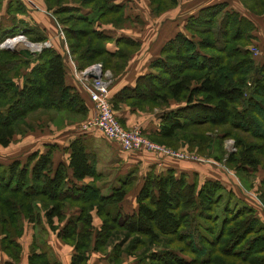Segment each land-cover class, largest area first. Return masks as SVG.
<instances>
[{
    "label": "trees",
    "instance_id": "obj_1",
    "mask_svg": "<svg viewBox=\"0 0 264 264\" xmlns=\"http://www.w3.org/2000/svg\"><path fill=\"white\" fill-rule=\"evenodd\" d=\"M59 1L44 0L46 10L62 24L68 50L77 60L78 67L82 70L92 61L101 62L104 68L112 70L117 65L123 66V62H119L125 60L127 52L117 50L110 53L105 48L109 37L94 29V19L80 12L81 7L90 8L96 19L104 20L108 13L120 16L121 7L113 0H72L74 4L64 6H60ZM175 1L166 0V4ZM251 1L264 6V0ZM223 9L224 5L215 4L203 7L196 16H191L186 22L191 36L179 32L167 41L161 48L160 57L150 63L153 71L138 77L133 87L122 88L116 97L130 100L134 105H167L170 99L184 101L183 106L162 115L159 135L155 139L168 146H175L173 140L182 139L189 151L195 148L199 154L210 148L212 141L217 146L228 132L216 131V128L230 125L243 133L256 132L251 133L258 138L254 143L243 133L237 135L238 150L229 153L227 161L252 170L258 166L264 169V159H261L264 156V127L260 126L263 120L260 112H264V82L258 81L257 66L253 67L255 73L252 84L247 83L249 87L243 74L253 62L246 55L242 54V59L237 62L241 72L237 73L233 65H227V70L219 74L213 72V65L217 67L215 70L223 69L218 54L222 49L217 42L219 27L223 31L229 27L230 33L235 23L234 31L238 35L235 37L234 32L231 33L235 41L243 35L250 36L252 30L248 19ZM152 12L160 13L155 4ZM19 23L13 17L9 25H0V35L19 33ZM86 35L90 39L84 43ZM36 39L40 41L43 37ZM241 46L235 43L233 49L240 52L238 47ZM213 51L216 55H212ZM30 63L34 65L27 73ZM195 70H204V73L194 75ZM15 72L18 77L23 76L19 88L12 79ZM194 81L196 83L192 84ZM45 93H54L55 99L52 96L45 99ZM112 105L115 110V103ZM64 106L73 113L84 115L86 112L84 100L66 83L64 59L59 52L52 47L44 48L28 61L21 54L0 48V145L11 143L14 134L20 130V123L31 111L63 110L66 109ZM205 124L210 131L195 129ZM255 124L259 125L257 131L252 128ZM213 130L217 133L212 138ZM69 149V167L74 178H95L93 155L85 151L82 141H71ZM125 184L123 182L109 195L101 194L95 183L82 187L69 184L65 165L60 163L52 169L50 151H35L24 163L15 160L7 165L0 164L1 247L17 258L19 246L13 238L22 232L20 217L33 220L36 216L33 203L39 200L43 207H47L49 225L53 218L64 221L67 206L80 208L79 216L70 219L58 232V237L71 243L79 257L89 249L92 234L90 211L95 208L102 226L96 233L94 249L104 250L113 233H125L131 241V253H139L135 264H264V224L255 217L251 207L234 208L228 202L222 203L224 188L218 180L206 179L198 185L195 181L189 182L183 174L175 176L172 170L158 175L148 173L137 195V211L133 215H123L118 210V203L126 192ZM258 199L264 207V181ZM173 243H181L182 247ZM159 245L161 249H150ZM118 247L114 248L115 256ZM29 264L49 263L44 254L32 252Z\"/></svg>",
    "mask_w": 264,
    "mask_h": 264
},
{
    "label": "crops",
    "instance_id": "obj_2",
    "mask_svg": "<svg viewBox=\"0 0 264 264\" xmlns=\"http://www.w3.org/2000/svg\"><path fill=\"white\" fill-rule=\"evenodd\" d=\"M16 1L19 2L16 3ZM16 1L0 0V25H9L14 17L20 21L19 33L22 32L25 37L36 35L43 37L41 41L48 43L49 47L63 55L65 49H68L66 38L60 24L46 10L44 0ZM113 2L122 9L119 19L113 22L96 19L90 8L81 7L80 12L94 19V29L109 37L105 48L110 53L117 50L127 52L123 66L113 73V77H110V100L113 104L115 103L116 117L125 127L139 126L142 132L156 143H162L155 139L159 135L162 115L168 110L183 106L185 102L170 99L167 105L158 103L134 105L130 100L119 99L116 95L124 87H133L138 77L153 71L150 63L160 57L162 46L173 39L177 33L191 36L186 29L188 16L197 13L203 7L222 4L224 11H238L253 22L262 21L259 41L264 42V12L258 14L251 12L240 0H176L163 13L152 12V0H113ZM72 59L78 65L77 60L74 57ZM66 66L68 70L65 75L66 80L79 89L88 107V114L92 116L93 103L78 83L69 61L66 62ZM37 122V127L27 128L23 134H19L20 136L14 134L11 143L7 146L0 145V164L7 165L15 160L24 163L28 155L35 151L39 153L50 151L52 169L54 170L60 163L65 165L69 184L74 183L77 187H82L85 184L95 183L101 194L109 195L123 182L126 183V192L118 203V210L123 215L136 213V198L148 173L158 175L172 170L175 176L183 174L189 182L195 181L198 185L206 179L219 181L220 175H224L231 180L232 184L236 182L244 194H247L246 196H251L252 190L259 192L264 181V169L259 166L255 171L245 166L254 175V181L250 185L241 175L248 189L241 183L234 170L229 167L227 170L224 169L225 167L220 168L217 162L206 165L197 161L160 155L146 149L126 150L117 141L107 138L97 127H85L82 123L81 125L68 123L61 127H54L50 121L45 123L42 119ZM210 135L212 138L215 137V134ZM75 139H80L85 146V151L93 155L92 161L97 173L95 178L92 176L79 180L74 178L72 169L69 167V145ZM177 143H179L178 147L183 145L187 147V143L182 139H179ZM211 143V147L216 146L213 144L215 142ZM211 147L207 148V151L212 149ZM193 150L196 151L195 148ZM232 176L236 181L232 180ZM33 206L36 211L35 218L28 220L21 216L22 232L18 237L13 238L15 244L19 246L17 258L14 259L1 247L2 237L0 236V264H29L32 252L37 255L44 254L49 264H135L137 262L139 253H131L130 238L127 239L126 234L122 232L113 233L104 250L94 249L96 233L102 226V220L95 208L90 211L92 234L89 249L84 256L79 257L71 243L62 241L58 237V232L70 219L79 216L80 208L77 205L67 206L64 221L58 222L56 218H53L49 225L46 218L47 207H43L39 200L34 201ZM262 208H259L260 211L258 210L257 214L264 222ZM115 246H119L116 256L113 255Z\"/></svg>",
    "mask_w": 264,
    "mask_h": 264
},
{
    "label": "rangeland",
    "instance_id": "obj_3",
    "mask_svg": "<svg viewBox=\"0 0 264 264\" xmlns=\"http://www.w3.org/2000/svg\"><path fill=\"white\" fill-rule=\"evenodd\" d=\"M240 1L242 2V0H240ZM243 1H244V6L246 8L247 7L251 8L252 10L256 11L257 14L259 12H261V13L264 12V6L259 5L258 1H256V2L251 1V0H243ZM68 3L74 4V2L72 0H60L59 1V5L60 6H64L65 4H68ZM154 4L157 6V8L160 11V13L161 12L163 13L164 11H166V8H169V6H171V5H169V2L166 4V0H155V1L152 2V5H154ZM228 12H235L238 15H240L241 17H244L238 11H228ZM197 14H198V12L188 16V19H190L191 16H193V17L196 16ZM244 18H246V20L248 19V21L252 24V30H251L250 36H244L243 35L240 39H237L235 41L233 38H235L236 35H238V33L235 34L236 32L234 31L235 23L233 24V26L231 28L232 30H231L230 33H229V27H227V29L224 28L225 29L224 31L222 30L223 28L221 26L219 27V29H218V33L219 34H218V41L217 42H218V45L220 47H222V49H221V51L218 54L220 55L219 61H220L221 65H222L223 69H221V67H220V69H216L215 70L214 68H217V67H214V65L212 63H211V65H213L212 66L213 67V72H216L218 74L223 72V71H226L227 70V65L235 66L234 70L237 73H239V72L242 71V69L241 68H237V67H239L238 64H237L238 59L239 60L242 59V58H240V56L242 54L246 55L253 62L251 68L250 69H248V68L245 69L244 74H243V76L245 77L244 79H246V86H247V83H249V82H251V84H252V80L254 78V73H255L253 71L254 65L257 66L256 68H258V70H257L258 71V73H257L258 81L262 82V83L264 82V42L261 43L259 41V34H260V30H261L260 26L262 27V23L263 22L260 21V20L259 21L256 20L255 22H253L247 17H244ZM117 19H119V16H117V14H113V13L106 14V16L104 18V20H107V22H113V21H115ZM244 23H246V22L244 21ZM60 26L63 27L62 24H60ZM241 28L244 29L242 26H241ZM232 32H234V34H235V37H233V38L231 37V33ZM244 32H243V34H244ZM18 35H22L24 39H26L27 41H30L32 43L41 44L42 45L41 49L40 50L34 49L32 51V49L29 46L23 45L20 42L16 43L12 47L10 46L9 48L8 47L7 48L6 47H1V46H0V48L1 49H7L9 51H13V52H16L18 54H21L24 57H26L28 59V61L33 59L36 56V54L40 53V51H42L44 48H49L48 43H45L46 44L45 45L43 41H41V40L37 41V39H36L37 35L33 36V37L32 36L31 37H27V36L25 37L22 32L21 33H17V34H15L13 36H11V35L1 36L0 35V44L6 39L14 40L15 38L19 37ZM85 37L87 38V40L84 39L85 40L84 43L90 39V37L87 36V35ZM235 43L237 45H242L241 47H238L240 52H238L237 50L233 49L234 46H235ZM68 49L66 48L64 54L62 55L63 59L65 58V60H64V62H65V75L67 74L66 72H68L67 66H66V62L67 61L70 62V60L73 61V59H72L73 56L70 54ZM212 55H216L214 53V51H213ZM91 56H93V55H91ZM122 62L123 61H120L119 64H122ZM91 63L92 64H89L88 66L84 67L83 69L89 68L91 66H98L101 71L107 73L106 75L109 78V80L111 79L110 77H113L112 76L113 73H115L116 71H118L122 67L121 65H117L115 67V69H114L115 71H114L110 67L109 68H104L102 66L101 62L92 61ZM204 63L207 65L209 62H204ZM33 65H34V63H30V65L27 66V73H29V71H30V69L32 68ZM74 65L77 68V70H79V71L81 70V68H79L76 63H74ZM16 72H15V76L12 79H13L14 83L16 84V86L19 88L23 84V76L21 75V76L18 77V73H16ZM203 73H204V70H202V71L195 70L193 72L194 75L195 74H197V75L198 74H203ZM222 79L224 81V76H223ZM66 83L69 86H71L80 95V97L83 99V96L81 95V93H80L78 88H76L73 85H70L67 80H66ZM195 83L196 82L194 81L192 84H195ZM247 87H249V86H247ZM262 91H264V89H262ZM262 91H260V92H262ZM51 93H52V91H50V94ZM50 94L49 93H45L43 97L45 99H48L49 96L50 97L52 96L51 98L55 99L54 98V93H53V95H50ZM64 108H66V107L64 106ZM88 112L89 111H88V107L87 106H86V112H84L85 113L84 115L78 114L76 112L73 113L68 108L63 109V110L35 109V110L31 111V113L27 116V118L24 121H22L20 123V125H19V129L20 130L16 133V135L23 134L26 131L27 128H30V127L35 128V127H37L38 126V122L37 121L40 122V121H42V119H43V121L45 123L50 121L51 124H54V127L55 126L61 127V126H64L65 124H68V123H74V125H76V124L77 125H79V124L81 125V123H82L84 125V123L87 122V120L91 116V115L88 114ZM260 113L262 114V117H260V118H263V120L260 122V126L264 127V112H260ZM247 117H249V115H247ZM258 126H259L258 124H255L254 127H252V128H254L253 130L257 131V129L259 128ZM206 128L208 129L209 126L205 124L203 126L202 125L196 126L195 129H197L199 132H202ZM221 130H227L228 131L227 134L224 135V137H222V139H220L219 143H221V144L219 145V143H218L216 147H213L212 149H209V151H207V149H205L204 152H201L202 154H200V155L196 151H193V150L189 151L190 149L187 148V147H184V145L181 146V147H178L177 146L179 144V143H177L179 141L178 139L173 140L175 146L171 145L172 146L171 147V146L165 145V147L173 149V150L184 151L186 153L196 154V155L204 158L205 160H207L205 162L204 161L200 162V163H204L206 165H208L207 163H211L212 162V163L215 164V162H217L219 164L218 166H220V168H224L225 167L224 169L227 170V168L229 167V168H231L232 170L235 171L236 175L239 177L241 183L244 186H246V185L243 182V180L241 179V175L246 178V182L249 185L252 184L253 181H254V175L252 174L253 172H250L249 169H247V168L239 167L237 165L238 163H231V162L227 161L228 154L232 153V152L236 153V151L238 150V146L236 145V143H238L237 135H241L243 133L242 130L233 129L230 125H227V126H224V127L218 128V129L216 128V131H221ZM211 132H213L211 134L217 133L214 130L211 131ZM251 133H250V131L249 132L246 131V133H243V135H245L251 143H254L255 141L258 140V138L252 135V134H254L256 132H254L252 134ZM244 141L248 142L246 140H244ZM158 144L164 145L165 143H158ZM168 144H170V143H168ZM212 159H215V160H212ZM261 159H264V156ZM187 160H189V159H187ZM243 169H246V170L244 171ZM255 170H257V169L256 168L253 169V171H255ZM220 176L221 177L219 178V182L224 188L222 190V192H221L222 193V203L228 202L234 208L242 207L243 205L251 207L252 210H254L255 217L257 219H259V221L264 224V222L258 217V214H257V211L259 210L260 207L262 208V206L259 204V202L256 200V198L252 195V193H253L258 198L259 197V194H258L259 192L256 191V190L250 189V190H252L251 191V196L248 195L249 196L248 197V196H246L247 195L246 193H245L246 195L244 194V192L242 191V189H240L239 185L236 184V182H235V184H232L231 180L228 177L226 178L224 175H220ZM232 178H233L232 180L236 181L233 176H232ZM247 188L249 189V187H247ZM229 193H230V195L232 194V196H230ZM262 210H263V208H262ZM166 240H167V238H166ZM167 244H168V241H166L165 245H167ZM173 245L174 246H178V247H182L181 243H173ZM156 247L152 246L150 249L156 250V249H161L162 248L161 245L156 246Z\"/></svg>",
    "mask_w": 264,
    "mask_h": 264
},
{
    "label": "built area",
    "instance_id": "obj_4",
    "mask_svg": "<svg viewBox=\"0 0 264 264\" xmlns=\"http://www.w3.org/2000/svg\"><path fill=\"white\" fill-rule=\"evenodd\" d=\"M26 1L32 2V0ZM70 62L78 83L87 94L88 99L94 105V113L89 117L87 122L84 123L85 127H97L107 138L117 141L122 148L126 150L146 149L154 151L160 155L171 156L177 159L206 161L204 158L196 154L166 148L165 146L152 141L142 132L139 126H123L116 117L115 110L113 109L110 100V80L106 75L107 73L101 71L98 66H92L94 72L100 74V76H88L87 71L91 69V67L79 71L76 69L74 62L72 60H70ZM252 195L256 198L259 204L263 206L255 194L252 193Z\"/></svg>",
    "mask_w": 264,
    "mask_h": 264
},
{
    "label": "water",
    "instance_id": "obj_5",
    "mask_svg": "<svg viewBox=\"0 0 264 264\" xmlns=\"http://www.w3.org/2000/svg\"><path fill=\"white\" fill-rule=\"evenodd\" d=\"M18 36H20V37H23L22 35H18ZM16 37V36H15ZM26 40V39H25ZM9 39H6V40H4L1 44H0V46L1 47H10L9 46ZM26 42H27V45H29V47L32 49V51L34 50V49H38V50H40L41 49V47H42V45L41 44H39V43H32V42H30V41H27L26 40ZM45 44V43H44ZM46 45V44H45ZM35 46V47H34ZM87 75L88 76H92V77H98V76H100V74H97L96 72H94V70H93V67L91 66V69H89L88 71H87Z\"/></svg>",
    "mask_w": 264,
    "mask_h": 264
},
{
    "label": "bare ground",
    "instance_id": "obj_6",
    "mask_svg": "<svg viewBox=\"0 0 264 264\" xmlns=\"http://www.w3.org/2000/svg\"><path fill=\"white\" fill-rule=\"evenodd\" d=\"M18 42H20V43H22L23 45H27V42L25 41V39L23 38V37H17V38H15L14 40H9V46H14L16 43H18ZM21 44V45H22ZM27 46H29V45H27Z\"/></svg>",
    "mask_w": 264,
    "mask_h": 264
}]
</instances>
